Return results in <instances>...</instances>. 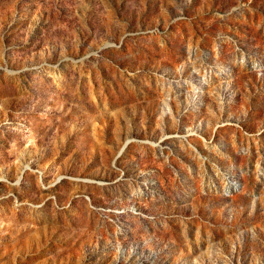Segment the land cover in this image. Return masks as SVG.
Masks as SVG:
<instances>
[{
  "label": "rangeland",
  "instance_id": "1",
  "mask_svg": "<svg viewBox=\"0 0 264 264\" xmlns=\"http://www.w3.org/2000/svg\"><path fill=\"white\" fill-rule=\"evenodd\" d=\"M0 264H264V0H0Z\"/></svg>",
  "mask_w": 264,
  "mask_h": 264
},
{
  "label": "water",
  "instance_id": "2",
  "mask_svg": "<svg viewBox=\"0 0 264 264\" xmlns=\"http://www.w3.org/2000/svg\"><path fill=\"white\" fill-rule=\"evenodd\" d=\"M125 143H126V141L123 143L122 147L125 145ZM122 147H121V148H122Z\"/></svg>",
  "mask_w": 264,
  "mask_h": 264
}]
</instances>
